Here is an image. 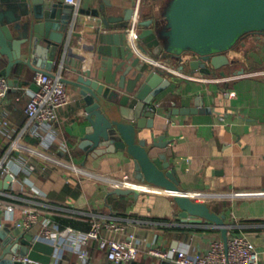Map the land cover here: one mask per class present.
Segmentation results:
<instances>
[{"label":"crops","instance_id":"obj_1","mask_svg":"<svg viewBox=\"0 0 264 264\" xmlns=\"http://www.w3.org/2000/svg\"><path fill=\"white\" fill-rule=\"evenodd\" d=\"M102 1L80 0L79 8L73 6V12L78 14L82 8L98 6ZM109 1L114 5L110 11L121 14L132 0ZM142 1L138 0L136 7L138 17ZM162 2L153 0L147 4L143 18L160 16V9L155 10L153 4L162 7ZM81 15L95 21L89 14ZM247 45L248 52H243L241 63L234 67H245V74L238 77L229 72L223 80L220 75L196 73L200 78L190 79L182 74L191 73H178L174 62L165 65L176 77L156 97L158 114L154 125L142 135L149 142L166 135L171 143L163 149L154 147L152 154L166 150L183 188L195 200L209 201L216 212L226 214L232 231L248 233L260 252V264H264V75L251 74L264 67V36L258 40L251 37ZM7 61L4 56L0 69ZM34 76L35 70L27 64L14 65L8 79L17 81L11 84L0 106V160L10 171L19 169L10 188H0V195L6 197L1 204H14L17 217L21 207L37 208L55 229L72 227L63 225L64 218L89 219L90 225L94 219L120 224L123 229L116 237L133 235L139 247L138 256L126 264H163L161 258L149 254L155 246L205 252L212 241L224 240L214 223L184 220L167 191L135 179L134 161L125 151L93 156L78 146L87 123L81 121L83 101L75 86L66 84L73 100L59 108L56 121L28 123L26 105L34 91ZM197 103L199 108L209 107L212 111L174 112L176 108H194ZM8 172L0 174V178ZM118 187L139 192L120 194L115 192ZM6 214L1 216L4 223L8 222ZM41 226L38 223L33 230H15L37 235ZM103 233L115 235L106 228ZM51 239L56 251L48 264L83 263L79 250L65 246L62 236L55 232ZM84 249L95 264H116L96 242Z\"/></svg>","mask_w":264,"mask_h":264},{"label":"water","instance_id":"obj_2","mask_svg":"<svg viewBox=\"0 0 264 264\" xmlns=\"http://www.w3.org/2000/svg\"><path fill=\"white\" fill-rule=\"evenodd\" d=\"M151 3L141 2L137 38L132 41L129 26L138 0L121 14L110 11L114 5L109 0L78 14L64 0H0V61L8 58L0 75L8 77L20 62L35 72L55 75L61 70L62 80L75 86L83 101L81 121L87 125L78 146L93 156L125 151L134 161L135 179L165 189L184 220L214 223L227 244L226 214L216 212L209 201L195 200L183 188L166 150L152 154L154 147L166 148L171 141L163 134L149 142L142 134L154 125L156 97L174 83L176 74L167 69L168 63L191 74L227 77L229 72H245V67H234L241 63L242 52H248V39L264 36V0H163L162 7L153 4L160 16L144 19L143 11ZM16 81L9 78L10 84ZM32 88L37 91L39 85L33 82ZM199 105L174 112L212 111ZM13 180L14 175L7 173L0 178V188H10ZM115 192L139 191L118 187ZM2 212L0 264H24L16 256L50 263L56 251L53 240L3 226Z\"/></svg>","mask_w":264,"mask_h":264},{"label":"built area","instance_id":"obj_3","mask_svg":"<svg viewBox=\"0 0 264 264\" xmlns=\"http://www.w3.org/2000/svg\"><path fill=\"white\" fill-rule=\"evenodd\" d=\"M80 0H66L76 9L79 8ZM138 10H136L129 30L132 41L137 38V21ZM183 73V72H178ZM236 75L234 77L242 76ZM252 75H264V67L254 70ZM61 70L52 75L44 71H36L34 80L39 85L37 91H32L31 97L26 105V114L28 123L36 122L39 124H50L58 119V110L61 107L67 106L73 100L72 95L67 89L66 83L61 78ZM185 78L199 79L194 74H182ZM225 80L228 77H222ZM206 80H210L205 78ZM11 84L5 75H0V106H3L8 96ZM8 123L7 120L4 121ZM44 171L45 167H40ZM12 173L14 180L16 179L17 171H10L5 165L4 160H0V174ZM13 180V181H14ZM16 206L8 204L6 207L0 202V209L5 212L8 221L15 228L33 230L37 228V224L41 223V230L37 236L50 239L54 237L55 232L62 236L65 246H71L78 249L83 258L82 264H95L90 255L86 251V246L92 242H96L98 247L104 250L109 260L114 263L126 264L132 259H135L139 254V247L134 241V236L117 238L116 233L120 232L123 227L115 222H107L104 220L94 219L89 230H76L73 227L67 226L63 229H55L48 217L42 216L41 210L33 207L19 208V216L15 215ZM1 214V216H2ZM5 217V218H6ZM7 222V223H8ZM2 225H8L1 220ZM103 228L110 232H114V236L103 233ZM1 249V241H0ZM149 254L157 256L162 260L173 261L175 264H260L261 256L257 249L254 239L246 232L238 233L229 229L228 243L222 239H216L211 242L208 251L205 252H190L183 248H162L159 246L151 247ZM17 260L24 263L33 262L28 256H16Z\"/></svg>","mask_w":264,"mask_h":264},{"label":"trees","instance_id":"obj_4","mask_svg":"<svg viewBox=\"0 0 264 264\" xmlns=\"http://www.w3.org/2000/svg\"><path fill=\"white\" fill-rule=\"evenodd\" d=\"M6 197L0 195V200H4ZM61 222L63 225L71 224L72 227H84L83 231L89 230L91 228L90 221L89 219H84V220H78V219H62ZM64 227V226H63Z\"/></svg>","mask_w":264,"mask_h":264},{"label":"bare ground","instance_id":"obj_5","mask_svg":"<svg viewBox=\"0 0 264 264\" xmlns=\"http://www.w3.org/2000/svg\"><path fill=\"white\" fill-rule=\"evenodd\" d=\"M159 190H160V191H163V192H166V190H165V189H162V188H160Z\"/></svg>","mask_w":264,"mask_h":264},{"label":"rangeland","instance_id":"obj_6","mask_svg":"<svg viewBox=\"0 0 264 264\" xmlns=\"http://www.w3.org/2000/svg\"><path fill=\"white\" fill-rule=\"evenodd\" d=\"M243 53V52H242ZM242 57H243V55H242Z\"/></svg>","mask_w":264,"mask_h":264}]
</instances>
